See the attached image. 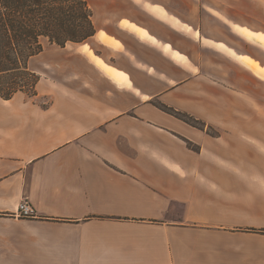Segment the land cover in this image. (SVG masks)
<instances>
[{
    "label": "crops",
    "instance_id": "1",
    "mask_svg": "<svg viewBox=\"0 0 264 264\" xmlns=\"http://www.w3.org/2000/svg\"><path fill=\"white\" fill-rule=\"evenodd\" d=\"M188 1L196 22L98 0L93 36L46 44L35 93L0 97V264H264V77L228 50L264 67L243 53L264 24L237 16L264 23V0Z\"/></svg>",
    "mask_w": 264,
    "mask_h": 264
},
{
    "label": "trees",
    "instance_id": "2",
    "mask_svg": "<svg viewBox=\"0 0 264 264\" xmlns=\"http://www.w3.org/2000/svg\"><path fill=\"white\" fill-rule=\"evenodd\" d=\"M95 34L89 0H0V97L35 93L39 75L28 67L46 44L64 46ZM161 110L194 126L202 122L160 102Z\"/></svg>",
    "mask_w": 264,
    "mask_h": 264
},
{
    "label": "rangeland",
    "instance_id": "3",
    "mask_svg": "<svg viewBox=\"0 0 264 264\" xmlns=\"http://www.w3.org/2000/svg\"><path fill=\"white\" fill-rule=\"evenodd\" d=\"M97 1L98 0H89L90 2V5L95 8L96 5H97ZM163 1H167L168 5L167 7L169 8V10L173 11L174 13L180 15V16H183L184 17V20L186 22H196L197 21V17L199 15V13H201V10L199 11V13L196 11V8H193L192 5L189 3L188 0H163ZM166 3V4H167ZM162 7V6H161ZM207 9L210 8V6L206 5ZM164 8V7H162ZM165 9V8H164ZM185 16H189V17H192L193 20H187L185 18ZM237 16H239V18L243 19V21H247L248 23L250 24H255V25H262L264 24L262 22V20H258L254 17H252L251 15H248L246 13H243V14H238ZM171 21H173V23H177L179 26L185 28V30H187V32H190L191 35L194 37V38H197L198 37V31L197 30H193L192 28L194 27H190L189 25L185 24V23H182L180 21H177L173 18H170ZM179 20V19H178ZM190 24H193V23H190ZM192 26V25H191ZM156 29L162 33V34H167L169 33V30L164 27V26H161L159 24L156 25ZM245 31H243V53H247L249 54L251 57L252 56H263L264 58V34L260 33L259 36H255V35H252V34H244ZM241 33V31H240ZM248 35V36H247ZM245 37V38H244ZM248 39L249 41L251 42H254V43H257V44H254V43H251V42H248ZM206 42L210 43L209 41L205 40ZM247 41V42H246ZM238 44H241L239 41H238ZM220 48H223V49H228L225 45L223 44H220V43H217V44H214ZM258 45H261L263 48H261L260 46ZM166 48L168 49L169 46L166 45ZM232 54L236 55L239 59H241L243 61L244 64H246L249 69L253 72V74H255L256 76L258 77H264V67H262L261 65H259V63L257 61H255L254 59L246 56V55H238L236 54L233 50L231 49H228ZM175 55H177L176 52H173ZM254 58V57H253ZM253 67H256L258 70H260V73L256 72L254 70ZM254 107V106H253ZM255 111L258 112L259 114H261L263 117H264V109H260L258 107L255 108ZM248 115V113H247ZM250 117V115H249Z\"/></svg>",
    "mask_w": 264,
    "mask_h": 264
},
{
    "label": "built area",
    "instance_id": "4",
    "mask_svg": "<svg viewBox=\"0 0 264 264\" xmlns=\"http://www.w3.org/2000/svg\"><path fill=\"white\" fill-rule=\"evenodd\" d=\"M33 213L34 211L31 205L27 201L24 200L19 204L18 209L15 214L19 217H31Z\"/></svg>",
    "mask_w": 264,
    "mask_h": 264
},
{
    "label": "bare ground",
    "instance_id": "5",
    "mask_svg": "<svg viewBox=\"0 0 264 264\" xmlns=\"http://www.w3.org/2000/svg\"><path fill=\"white\" fill-rule=\"evenodd\" d=\"M248 36V35H247ZM254 68V70L258 73H260V70H258L256 67H253Z\"/></svg>",
    "mask_w": 264,
    "mask_h": 264
}]
</instances>
